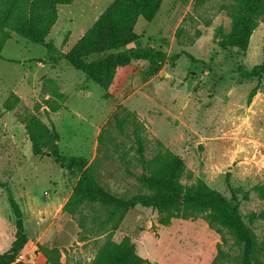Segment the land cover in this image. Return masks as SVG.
<instances>
[{"label":"rangeland","instance_id":"1","mask_svg":"<svg viewBox=\"0 0 264 264\" xmlns=\"http://www.w3.org/2000/svg\"><path fill=\"white\" fill-rule=\"evenodd\" d=\"M114 1L74 0L58 7L57 23L46 39L57 49L56 63H50L46 48L16 33L10 32L1 49L0 251H8L15 239L11 194L28 236L18 264H43L39 246L58 249L62 264H91L107 239L119 243L125 237L150 264H238L241 250L233 236L210 225L204 215L163 225L156 210L138 206L118 229L90 233L103 217L94 221L90 209L75 216L63 212L79 174L55 163L54 145L66 157L94 165L112 193L130 197L146 191L137 181L142 167L132 135L135 121L148 160L160 151L181 158L183 184L204 181L264 239V219L251 221L252 215L264 213V200L256 192L264 184V75L260 81L242 76L264 61V19L247 51L223 50L218 35L231 30L232 0H165L152 22L138 20L139 39L124 49L165 52L159 72L155 63L133 61L118 69L104 90L61 56ZM12 95L19 101L7 110L6 102L16 101ZM116 113L132 114L123 134L116 129ZM28 116L58 134L46 140L43 156L32 153ZM117 144L124 147L116 149Z\"/></svg>","mask_w":264,"mask_h":264},{"label":"trees","instance_id":"2","mask_svg":"<svg viewBox=\"0 0 264 264\" xmlns=\"http://www.w3.org/2000/svg\"><path fill=\"white\" fill-rule=\"evenodd\" d=\"M74 0H0V53L10 39L11 33H16L33 44L42 45L50 52V63H56V47L47 37L58 20V7L70 5ZM165 0H115L96 20L93 26L82 36L68 54L62 55L86 79L108 90L112 85L117 70L129 66L133 61H149L155 63L154 72L161 69L167 54L151 49L124 50L136 42L139 36L135 27L140 18L150 23L158 14ZM210 0H196L204 4ZM228 14L232 21L231 30L219 32V46L223 50L238 48L247 51L253 32L264 19V0H232ZM4 34L3 36L1 35ZM11 32V33H10ZM264 75V61L251 71L242 72L246 79ZM253 90L249 101L256 94ZM14 103L6 102L7 110H12L19 98L12 95ZM56 112L57 109H54ZM132 114L114 115L116 129L124 133L126 124ZM26 130L35 156L44 155V143L53 134L58 139L57 132L49 129L40 120L28 116ZM112 124V122L110 123ZM133 141L136 147L137 161L141 164L142 173L137 181L145 192H139L130 197L112 193L99 181L95 166L89 165L82 157H66L57 145L51 152L55 163L70 173H78L79 179L73 192L63 207V212L70 215H82L83 210L90 209L97 221L103 217L97 228H91L90 233L106 232L119 228L127 213L138 206L152 208L161 215V223L168 225L173 219H189L204 215L212 226H219L230 233L235 243L240 247L241 254L238 264H264V239L260 240L254 230L242 219L237 207L210 188L204 181L198 180L192 185L182 183L186 172L184 162L178 156L160 151L148 160L144 139L139 126L133 121ZM103 143V135L99 137ZM124 147L116 145V149ZM125 156V154H122ZM2 183L0 182V185ZM256 192L264 200V184L256 187ZM9 201L15 216V239L6 252L0 251V264H18L25 247L28 244L22 210L10 194ZM263 218L264 213L252 215L251 221ZM39 251L45 256L46 264H62L58 249H48L39 246ZM91 264H150L139 256L130 237H125L116 243L107 239L99 249Z\"/></svg>","mask_w":264,"mask_h":264},{"label":"crops","instance_id":"3","mask_svg":"<svg viewBox=\"0 0 264 264\" xmlns=\"http://www.w3.org/2000/svg\"><path fill=\"white\" fill-rule=\"evenodd\" d=\"M43 264H46V260L44 261V263Z\"/></svg>","mask_w":264,"mask_h":264}]
</instances>
